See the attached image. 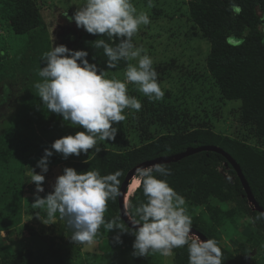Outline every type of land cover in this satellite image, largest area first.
<instances>
[{
  "label": "trees",
  "instance_id": "obj_1",
  "mask_svg": "<svg viewBox=\"0 0 264 264\" xmlns=\"http://www.w3.org/2000/svg\"><path fill=\"white\" fill-rule=\"evenodd\" d=\"M185 3L191 28L197 30L209 44L205 57L206 69L224 100L239 101L238 123L244 131L236 135L215 132L209 125L195 121L186 112L180 113L169 107L155 113L151 105L143 103L136 122L132 124L142 140L139 145L120 150L101 148L99 153H93L86 160L65 161L64 168L72 167L77 172L99 169L102 175L121 169L124 171L120 178L122 184L128 171L141 162L201 145H216L239 165L254 200L264 210V32L260 28L264 24V0H185ZM233 3L242 9L239 14L231 11ZM42 20L36 0H0V23L14 35L25 37L23 47L20 49L14 46L11 57L3 42L4 37L1 38L0 52L4 55L0 56V83H3L0 85V107L5 104L6 99L16 102L21 109H32L41 103L34 83L42 79L38 75L40 67L44 66L42 56L51 49L47 32L42 28ZM75 38L69 49L87 51L89 62L97 63L101 68L105 67L107 58L102 49L94 47V41L105 39L113 46L119 42L109 40L107 36L88 34L85 30L76 33ZM2 61L7 62L3 68ZM173 63L172 60L170 64L162 62L153 67L161 77L168 73L167 65L172 66ZM124 68L126 62L120 61L115 69L106 71L118 74L114 71ZM123 72L124 70L121 74ZM4 86L8 90L4 91ZM37 113L39 116L34 119L41 122V129L44 131L68 124L46 107L37 109ZM251 139L253 143L250 142ZM39 149L44 151L41 143ZM15 154L0 131V159L5 161L9 156L15 157ZM32 157L38 161L42 155L36 153ZM1 160L0 186L5 188L6 194L20 197L24 186L20 177L22 167H3ZM24 161L23 158L22 162ZM61 161V155L55 152L49 158V164ZM163 164L171 169L172 174L166 177L169 185L188 202L187 210L192 217L193 229L205 239L215 238L219 242L218 227L225 230L235 223V219L247 216L253 224L252 233L257 236L264 234V219H257L260 213L249 204L235 170L229 163L226 164V158L222 154L202 150ZM51 191L47 187V191L39 195L43 198ZM203 197L212 198L216 203L206 202ZM144 200L142 188L137 187L129 196L128 203L131 201L138 205ZM227 201L232 202L234 207L229 208ZM196 206H202V210L193 215ZM29 210L44 214L40 209ZM119 214L118 198L114 202L109 201L105 218L110 219ZM123 222L130 227L124 220ZM9 228L0 223V230ZM252 233L233 242L232 251L219 244L223 252V264H251L250 254L257 246ZM116 234V231L107 232L101 227L96 240L105 236L112 254L117 250L132 253L134 236L130 233L121 234V242L118 243L114 239ZM9 252L8 244L0 239V264H34L29 257ZM131 258L139 263L147 257ZM173 260L175 264H188L187 248L174 249Z\"/></svg>",
  "mask_w": 264,
  "mask_h": 264
},
{
  "label": "clouds",
  "instance_id": "obj_2",
  "mask_svg": "<svg viewBox=\"0 0 264 264\" xmlns=\"http://www.w3.org/2000/svg\"><path fill=\"white\" fill-rule=\"evenodd\" d=\"M147 7H154V0H147ZM231 11L239 14L242 9L233 3ZM67 18L88 34L107 36L109 40L119 42L113 46L105 39L94 41V47L102 49L107 58L104 68L90 63L87 51L72 50L63 44L53 46V42L51 49L42 56L44 66L38 71L42 79L34 83V88L43 107L62 117L69 126L83 131L55 139L37 161L40 172L30 169L29 182L35 184L31 206L42 209L47 220L42 221L38 215L37 218L48 225L53 223L47 221H54L58 214L71 230L69 239L82 246L94 245L103 227L107 232L118 230L114 236L118 243L121 234L134 236L133 257L156 253L172 257L174 249L186 247L188 264H223L218 241L215 238L201 240L192 232L193 221L186 200L169 185L166 177L172 174L171 169L163 163L136 169L137 175L133 177H138L136 186L142 188L145 200L138 205L129 201L128 211L125 206L124 213L110 219L105 218L108 202L122 197L120 178L124 171L121 169L102 175L99 169L77 172L72 167H65L56 177L53 190L43 198L39 195L44 192V174L48 172L49 158L54 152L62 159L70 155L88 156L89 150L99 153V142L114 140L118 129L113 125L127 119L125 109L141 110V101L128 94V84H134L150 102L161 101L165 95L153 59L142 46L133 43L141 26L151 23L148 12L138 11L132 0H82L81 6ZM3 55L0 52V56ZM120 61L126 62L124 79L115 75L109 77L106 69H115ZM6 90L8 88L4 86ZM121 215L128 218L132 228L123 222ZM257 219H264V213Z\"/></svg>",
  "mask_w": 264,
  "mask_h": 264
},
{
  "label": "rangeland",
  "instance_id": "obj_3",
  "mask_svg": "<svg viewBox=\"0 0 264 264\" xmlns=\"http://www.w3.org/2000/svg\"><path fill=\"white\" fill-rule=\"evenodd\" d=\"M132 2L138 11L148 12L151 20L149 25L141 26L139 32L133 37V43L146 50L153 59V66L162 62L170 64L172 60L174 63L172 66L167 65V74L161 77L158 75L157 78L165 92L163 100L150 102L131 83L128 84V94L135 96L142 104L151 105L155 113L172 107L177 112H186L188 116H193L195 121L209 125L215 132L231 135L243 132V127L238 123L239 101L224 100L217 84L207 71L205 57L209 44L197 30L191 28L185 0H154V7L151 9L147 7V0H132ZM36 3L43 19L42 28L47 32L50 40V48L52 42L53 46L63 44L70 48L76 39L75 34L84 29H78L75 22H69L67 17L72 16L77 7L81 6L82 0H36ZM65 12L67 16L64 15ZM260 28L264 32V24H261ZM3 37L10 57L13 56V47L18 46L21 49L25 42L24 36L14 35L0 23V44ZM1 63V68L7 65L6 61ZM122 71L123 69L114 71L118 74L107 72L109 77L115 75L123 80L124 72L121 74ZM5 101V104L0 107V131L6 144L12 152L15 150L16 154L15 157L9 156V159L5 161L0 159L1 166L12 165L16 169L22 167L20 177L24 183L20 197L6 194L5 188L0 186V223L10 227L0 232V239L8 244L9 253H20L22 256L29 257L34 264L39 262L44 264H175L173 256L163 257L158 253L150 254L139 263L133 261L131 253L117 250L115 254H112L105 236L96 240L92 246L74 244L69 239L71 230L66 226L65 221L59 219L58 214L54 221H47L53 224H43L42 221L47 220L46 213L29 210L30 208L37 211L31 206L35 184L29 182L30 169L36 173L40 172V169L36 167L37 160H34L35 157L32 155L38 153L43 156L44 151L39 149L40 143L44 149L50 148L55 139L74 134L76 131H83V129L63 124L44 131L41 129V122L34 119L35 116H39L37 109L43 108L42 103L32 109H21L11 99ZM139 112L125 109L127 119L113 125L118 129L115 139L99 142V147L120 150L139 145L142 140L139 138V132L132 126ZM153 127L150 129L152 130ZM250 142L253 143V140L251 139ZM93 153V150H89L88 156L70 155L61 162L49 164L42 185L44 192L40 194H44L47 187L53 190L52 186L56 177L63 173L65 161L86 160ZM23 158L24 162H22ZM220 169L222 170L221 167ZM203 198L211 204L216 203L212 198ZM128 199L125 200V205L128 204ZM187 203L186 201V205ZM226 204L229 208L234 207L230 201ZM16 206H19V209H16ZM220 206L225 207L224 204ZM201 210L202 206H196L193 215L199 214ZM37 215L42 221L37 218ZM234 222L225 230H222V227L217 228L218 243L230 251L234 249L233 242L253 232V224L248 216L237 218ZM111 231L118 232L116 229ZM252 236L257 241V246L251 251V264H264V234Z\"/></svg>",
  "mask_w": 264,
  "mask_h": 264
},
{
  "label": "water",
  "instance_id": "obj_4",
  "mask_svg": "<svg viewBox=\"0 0 264 264\" xmlns=\"http://www.w3.org/2000/svg\"><path fill=\"white\" fill-rule=\"evenodd\" d=\"M202 150L215 151V152L222 154L226 158V164L229 163L233 167V169L235 170V173L241 182L242 188L244 189V194H245L247 200L249 201V203H251L253 205V208L255 210H257L260 214L264 213V210L262 209V207H260L256 203V201L254 200V197L251 193V190L248 186V183H247L246 179L244 178V176H243V174L239 168V165L235 162V160L227 152H225L224 150H222L221 148H219L217 146L201 145L198 147L186 149L182 153H177V154H173V155H169V156H160V157H157V158H154L151 160H147V161L141 162V163L135 165L134 167H132L128 171V173L126 174L125 179H124L123 183L121 184L122 197H118L120 214L125 212V206L126 205L124 204V199H125L124 195L126 193V189H127L129 179L132 178L136 174V169L138 167H147L149 165L156 164V163H165V162L177 160L184 155H189L193 152L202 151ZM121 217L130 227H133L131 225V222L128 220V218L126 216L121 215ZM192 232L197 234L201 240H206L199 232L195 231L194 229H192Z\"/></svg>",
  "mask_w": 264,
  "mask_h": 264
},
{
  "label": "bare ground",
  "instance_id": "obj_5",
  "mask_svg": "<svg viewBox=\"0 0 264 264\" xmlns=\"http://www.w3.org/2000/svg\"><path fill=\"white\" fill-rule=\"evenodd\" d=\"M137 177L132 178V180L129 181V185H128V193L127 196L125 197L127 200V198L132 194V192L135 190L136 186V181H137Z\"/></svg>",
  "mask_w": 264,
  "mask_h": 264
},
{
  "label": "snow or ice",
  "instance_id": "obj_6",
  "mask_svg": "<svg viewBox=\"0 0 264 264\" xmlns=\"http://www.w3.org/2000/svg\"><path fill=\"white\" fill-rule=\"evenodd\" d=\"M229 43H232V41H229Z\"/></svg>",
  "mask_w": 264,
  "mask_h": 264
}]
</instances>
